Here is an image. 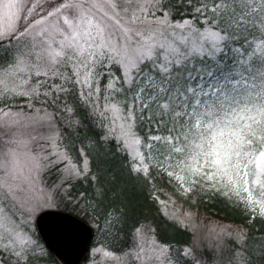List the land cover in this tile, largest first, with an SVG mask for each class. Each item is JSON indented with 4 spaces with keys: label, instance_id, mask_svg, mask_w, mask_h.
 <instances>
[{
    "label": "snow or ice",
    "instance_id": "obj_1",
    "mask_svg": "<svg viewBox=\"0 0 264 264\" xmlns=\"http://www.w3.org/2000/svg\"><path fill=\"white\" fill-rule=\"evenodd\" d=\"M117 156L264 221V0H0V264H46L62 202L111 237L94 264H205L105 207ZM210 233L213 264H264V235Z\"/></svg>",
    "mask_w": 264,
    "mask_h": 264
},
{
    "label": "trees",
    "instance_id": "obj_2",
    "mask_svg": "<svg viewBox=\"0 0 264 264\" xmlns=\"http://www.w3.org/2000/svg\"><path fill=\"white\" fill-rule=\"evenodd\" d=\"M161 131L163 132V129ZM107 165L109 172L115 175V180L113 181L109 174L104 177L107 182L106 186L109 189L105 207L108 204H116L125 209L127 215L125 231L127 233H130L131 225L136 222H146L154 225L158 239L162 243L172 246L174 256L177 250H182L184 246L189 245L193 238L188 228L171 222L162 212L159 206V198L164 197L165 192L172 193L179 202L191 210L194 209L214 219L242 225L252 237L259 238L264 235V221L258 219L255 222H250L244 206L237 204L234 199L229 200L219 194L213 195L211 192L200 191L188 196L182 195L177 190L178 184L175 180L170 183L167 176H161L154 170L151 180H146L142 175L131 173L130 169L126 167V158L119 156L107 161ZM80 190L78 188L73 194L75 195L76 191ZM60 204L64 207L66 206L71 213L77 212L76 214H81L87 219L86 222L92 225L94 233L89 242L88 251L91 247L99 244L104 245L106 248L112 245L111 237L104 231H98L91 217L87 216L85 211L67 202ZM88 211L90 212L91 210L89 209ZM100 223L101 227H103L102 219ZM128 242L131 243L130 239ZM88 251L84 260L88 258ZM206 253V256L210 258L212 253ZM48 256L52 263L59 264L49 250ZM256 259L259 261L260 257L257 256Z\"/></svg>",
    "mask_w": 264,
    "mask_h": 264
},
{
    "label": "water",
    "instance_id": "obj_3",
    "mask_svg": "<svg viewBox=\"0 0 264 264\" xmlns=\"http://www.w3.org/2000/svg\"><path fill=\"white\" fill-rule=\"evenodd\" d=\"M35 224L42 242L61 264H80L84 259L93 236L88 222L54 208L38 213Z\"/></svg>",
    "mask_w": 264,
    "mask_h": 264
},
{
    "label": "rangeland",
    "instance_id": "obj_4",
    "mask_svg": "<svg viewBox=\"0 0 264 264\" xmlns=\"http://www.w3.org/2000/svg\"><path fill=\"white\" fill-rule=\"evenodd\" d=\"M161 201H164L165 203L162 204ZM159 206L162 209V212L165 215V212L168 213L169 216H177L179 218H182L185 220V223L188 225V229L192 233V242L189 245L184 246L188 247L193 245V243L197 240L201 241L202 247L199 249V255L201 259L205 261V264H213V261L218 259L213 252L209 249V243L212 237L214 236V233H210V229H215L217 232L221 230H239L244 229L246 230L242 225H235L228 221H221L218 219L211 218L210 216L205 215L204 213H200L196 210H191L187 206H184L181 202H179L175 196H173L172 193L165 192L164 197L159 198ZM54 209V208H53ZM59 210L68 211L71 212L67 207L59 205ZM75 215H78L80 218H82L84 221H87L84 216L81 214H76L77 212H73ZM191 213V217H187L186 214ZM183 227V226H182ZM225 240L227 241V237L225 236ZM106 248L104 245L99 244L98 246L91 247L88 251V258L86 260L82 261L80 264H94L95 261H99L101 259V254H96L95 256L92 253L93 248ZM206 252H211L210 258H208L206 255ZM225 256H227V250L225 252ZM46 264H54L51 262L50 257L47 256Z\"/></svg>",
    "mask_w": 264,
    "mask_h": 264
}]
</instances>
